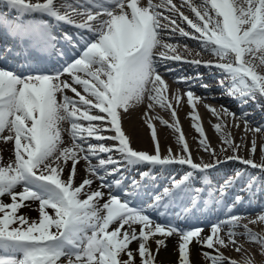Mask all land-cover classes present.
Here are the masks:
<instances>
[{
    "label": "snow or ice",
    "instance_id": "snow-or-ice-1",
    "mask_svg": "<svg viewBox=\"0 0 264 264\" xmlns=\"http://www.w3.org/2000/svg\"><path fill=\"white\" fill-rule=\"evenodd\" d=\"M0 4L16 12L11 20L0 14V28L17 41L16 47H0V142L12 144L7 162L0 151V264H136L137 255L140 264H156V254L174 235L179 238L178 264H192L193 244L200 245L208 264H238L221 249L232 246L241 252L239 235L259 244L264 264V235L249 227L264 223V206L249 224L241 225L246 217L236 212L245 200L241 193L254 196L264 186V176L235 169L218 185L209 180L212 171L229 162L264 173V145L261 161L254 159L255 134L264 131V123L251 127V113L241 111L237 117L223 105L218 110L205 104L218 121L213 128L220 146L212 147L197 112V104L206 98L191 90L210 86L199 71L177 76L176 82L188 86L183 95L192 109L191 126L199 134L198 150L210 156V162L202 157L195 162L172 103L179 106L182 96L179 89L171 92L164 79L176 70H160L168 61L204 67L210 75L215 69L222 77L217 85L239 108L250 101L260 107L264 0H180L179 5L174 0H0ZM61 25L75 31L55 35ZM177 37L198 41L196 55L207 53L215 59H189L178 43L166 42ZM183 47L190 56L191 50ZM9 57L23 59L11 68L6 66ZM45 58L55 61L54 66L42 67ZM145 101L154 144L151 153L134 149L123 129L124 116ZM154 106L169 110L173 123L148 117ZM224 117L243 119L245 131L254 134L247 157L239 154L243 146L225 131ZM152 119H160L178 134L180 153L174 155L169 148L161 155ZM109 140L111 145L105 143ZM81 162L85 175L76 183ZM175 165L186 166L179 179L169 177L166 185H157L149 194L150 202L133 205L144 190L143 182L158 178L155 169ZM132 168L147 171L126 185L125 172ZM237 183L243 187L229 203L228 192ZM5 196L9 202H4ZM202 206L216 218L201 222ZM24 208L38 216L29 217L21 211ZM149 210L165 222L153 219ZM239 227L243 233L236 231ZM243 264L255 261L245 259Z\"/></svg>",
    "mask_w": 264,
    "mask_h": 264
},
{
    "label": "bare ground",
    "instance_id": "bare-ground-1",
    "mask_svg": "<svg viewBox=\"0 0 264 264\" xmlns=\"http://www.w3.org/2000/svg\"><path fill=\"white\" fill-rule=\"evenodd\" d=\"M155 1V0H154ZM174 3L180 4V0H174ZM61 11H64V9H61ZM183 11L187 15H191L190 12L183 8ZM185 26L186 25H182ZM167 35V33H166ZM166 42L170 43H178L181 47L179 48V51L189 57H198V58H205L208 57L209 59L213 60L215 59L211 55L207 53H201L200 56H197L196 53L199 50V44L198 41L187 38V37H177L174 39L166 40ZM187 45L188 49L191 50V55L189 56L188 52L185 51L184 45ZM175 64L173 63H167L166 67L173 66L176 71L171 72L169 74H166L164 76V79L170 86V91L175 92L177 89H179V92L182 96V100L179 104V106L176 105L175 100H172L173 106L176 108L177 114H178V120L179 124L181 126V129L183 133L185 134L186 142L188 143L192 156L195 160V162H200V158L198 156L201 155L200 152H204L202 150H198V136L195 129L191 126L192 120L190 116L188 115L189 112L192 111L191 107L187 103V97L183 94L188 90V86L184 83H178L176 82L175 78L177 76L181 75H193L195 73H192L193 68L188 66H182V67H175ZM195 68V67H194ZM203 70V76H204V82L208 81L210 79H213L212 76L214 74L220 75L215 69H212V75L209 74V71L205 69L204 67H200ZM162 72L164 71V68L161 67L160 69ZM221 77V76H218ZM215 79V78H214ZM213 79V81H214ZM213 81L210 83H213ZM196 95H199L201 97H205L206 99L203 100L202 103L197 104V112L200 117L199 123H201L204 132L206 136L209 138L212 147L219 148V140L220 138L219 133L215 131L213 128V125L217 123L216 117L212 115V113L205 108V104L211 105L214 108L220 109V106L223 105L230 109L232 112H235L237 117L240 116L241 111L251 113L248 117L249 121L251 122V127H256L258 123H264V100L259 101L260 107H257L255 103H252L251 101L243 107V109L239 108L237 105L236 100L231 98L230 96L223 94V89H221L217 84L211 85L208 89H203L199 87L198 85L191 89ZM68 95L73 96L74 94L71 93L69 90L67 92ZM215 97V98H211ZM171 99V96H170ZM144 106L145 104L135 106L131 108L128 113L124 116L123 119V129L125 133L130 137L131 146L134 149L137 150H144L148 152H152L154 149V144L152 138H151V130L148 128L146 123V117L144 115ZM143 114V115H142ZM140 116V119H139ZM159 116L163 120H166L169 122V124L173 123L171 113L167 109H161L159 106H154L152 110H148V117H156ZM224 122L227 124V127L225 128V131L230 133L232 138L234 139L235 143L241 144L243 147L240 149V155L247 157L249 155V149L251 148V142L253 139V133L252 132H246L245 131V125L244 120L239 119L237 121H233L230 117H224ZM152 123L155 126L159 144H160V151L161 155H167L168 149L171 148L172 153L178 154L181 152V146L177 144L176 136L178 135L171 129L170 127H167L166 125L161 124L160 119H152ZM238 123V127L236 124ZM65 127L68 125L65 124ZM69 137L65 133L64 140L67 143L69 141ZM151 139V140H150ZM255 140H256V151L254 153V159L255 161H261V146L264 145V131L260 133L255 134ZM107 145L110 144L109 141H105ZM134 143L139 146L134 145ZM12 144L10 143H4L0 142V151H2V156L4 162H7L9 157L12 155L11 153ZM246 152V153H245ZM205 153V152H204ZM245 153V154H244ZM207 154V153H206ZM198 155V156H197ZM209 159L207 161L204 160V162H210V156H208ZM95 160H93V163ZM179 166V165H178ZM234 167H238L239 169H244L246 171V167L250 166H244L239 163L235 162H229L227 165L222 166L218 168L217 170H214L211 172L209 180L213 185H218L221 183L224 179H226L227 175L231 173V170ZM133 170H128L125 172V174H129L130 177H136L139 175L140 170L137 171V168H132ZM186 169V166L182 167L179 166V168L170 170L167 169H156L161 170L157 175L158 178L155 180L160 187H163L168 183L169 177L175 176L177 179H179V174L184 173ZM180 171V172H179ZM133 172H135V175L133 176ZM168 172V173H167ZM179 172V173H178ZM253 175H257L259 177L264 176V173H261L259 169H253L251 168L250 171ZM157 173V172H156ZM178 173V174H177ZM85 175L84 172V163L81 162L79 165V175L76 178V183L80 182V179ZM231 175V174H230ZM98 183H94L92 185L93 188L97 187ZM107 192V190L105 189ZM237 191V188L230 189L228 192V202L231 203L232 195ZM206 192V191H205ZM245 193H241L245 197L244 203L241 204L237 209L236 212L243 213L246 218L242 219L240 221L241 225L243 224H249V221L256 217V215L262 210V206H264V186L256 190V194L254 196L249 197V195H244ZM8 200L9 197L5 196ZM245 203H250L248 205H245ZM37 205L33 204L32 208H36ZM23 213L27 214L31 218H36L38 216L37 211L30 210L29 208H24L21 210ZM216 216L211 219L214 220ZM249 227L254 231L261 235H264V223H256V224H249ZM208 227L205 223L204 227V234H208ZM238 233H243L244 229L243 227H239L236 229ZM178 237L172 236L167 238L166 240V246H163L160 248L158 254H156V264H178V251L176 248V245L178 243ZM237 244L242 246V251L237 252L234 247L229 246L226 249H221V251L224 253L226 257H230L232 259H235L238 264H243L245 259H254L255 264H261V255L259 254L260 246L257 243L248 242V240L243 236L239 235L237 236ZM133 249L137 247L136 243H133L131 245ZM151 247L153 250H155V244L152 243ZM204 251H208V249H203ZM201 247L198 244H193L191 246V261L192 264H208V261L205 260L200 255ZM136 264H140V258L137 255L136 256Z\"/></svg>",
    "mask_w": 264,
    "mask_h": 264
},
{
    "label": "rangeland",
    "instance_id": "rangeland-1",
    "mask_svg": "<svg viewBox=\"0 0 264 264\" xmlns=\"http://www.w3.org/2000/svg\"><path fill=\"white\" fill-rule=\"evenodd\" d=\"M181 10L183 11V9H181ZM185 14H186V13H185ZM186 15H187V14H186ZM146 104H147V101H146ZM142 106H143V105H142ZM144 107H145V108H144V111H146V106H144ZM142 115H143V114H142ZM139 119H140V116H139ZM197 135H199V134L197 133ZM150 140H151V139H150ZM218 140H219L218 143H219V146H220V138H219V137H218ZM151 141H152V140H151ZM134 145L137 146L135 143H134ZM137 147L139 148V146H137ZM200 153H201L200 156L197 155L199 158L202 157L203 160H205V161H207V159H209V158H208V156H209L208 154H206V153H204V152H203V153L200 152ZM245 153H246V152H245ZM245 153H244V154H245ZM9 199H10V198H8V200H7L6 197H3L4 202H9Z\"/></svg>",
    "mask_w": 264,
    "mask_h": 264
}]
</instances>
